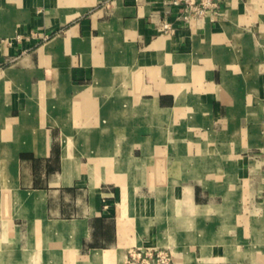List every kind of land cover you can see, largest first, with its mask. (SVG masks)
Listing matches in <instances>:
<instances>
[{
	"label": "crops",
	"instance_id": "1",
	"mask_svg": "<svg viewBox=\"0 0 264 264\" xmlns=\"http://www.w3.org/2000/svg\"><path fill=\"white\" fill-rule=\"evenodd\" d=\"M172 1L0 0V264H264V0Z\"/></svg>",
	"mask_w": 264,
	"mask_h": 264
},
{
	"label": "built area",
	"instance_id": "2",
	"mask_svg": "<svg viewBox=\"0 0 264 264\" xmlns=\"http://www.w3.org/2000/svg\"><path fill=\"white\" fill-rule=\"evenodd\" d=\"M229 0H173L174 4L183 3L187 11L186 18L201 17L211 11L215 17L220 18L224 14L221 10L223 4H228ZM165 29L170 28L166 23ZM127 264H175L171 252L165 248L154 247H132L128 250Z\"/></svg>",
	"mask_w": 264,
	"mask_h": 264
}]
</instances>
